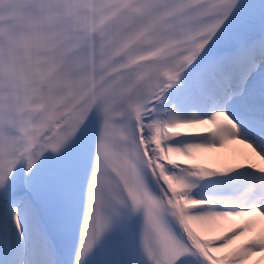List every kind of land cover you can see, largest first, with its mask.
<instances>
[{
    "label": "snow or ice",
    "instance_id": "snow-or-ice-1",
    "mask_svg": "<svg viewBox=\"0 0 264 264\" xmlns=\"http://www.w3.org/2000/svg\"><path fill=\"white\" fill-rule=\"evenodd\" d=\"M257 158L264 0H0V264H264Z\"/></svg>",
    "mask_w": 264,
    "mask_h": 264
},
{
    "label": "bare ground",
    "instance_id": "bare-ground-1",
    "mask_svg": "<svg viewBox=\"0 0 264 264\" xmlns=\"http://www.w3.org/2000/svg\"><path fill=\"white\" fill-rule=\"evenodd\" d=\"M189 132H199V130H187ZM241 152H250L249 149H245L243 145L231 144L225 149L213 152H204L198 154V163L214 166L216 168H224L241 162L238 159V154ZM256 162L264 163L256 159ZM242 221L238 220H223L216 222L215 225L198 229L205 236V239L217 240L225 231L229 228L241 224ZM219 253H216L217 255Z\"/></svg>",
    "mask_w": 264,
    "mask_h": 264
}]
</instances>
